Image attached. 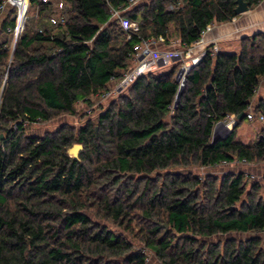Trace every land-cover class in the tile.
Returning a JSON list of instances; mask_svg holds the SVG:
<instances>
[{"label": "trees", "instance_id": "16d2710c", "mask_svg": "<svg viewBox=\"0 0 264 264\" xmlns=\"http://www.w3.org/2000/svg\"><path fill=\"white\" fill-rule=\"evenodd\" d=\"M245 1L250 10L264 0ZM62 2L58 9L56 1L30 0L27 14L36 8L41 27L23 31L13 53L0 42V264H149L144 248L161 264H264V178L188 172L264 162V95L253 106L258 137L238 138L264 78V32L243 37L235 52L212 55L208 45L179 97L181 62L158 65L77 133L37 135L27 126L76 114L77 103L118 85L143 40L168 45L176 35L184 48L208 25L239 17L236 0H182L173 10L178 0ZM111 8L139 23L131 40ZM4 12L2 28L14 36L18 9L7 4ZM242 113L214 140L218 123ZM76 143L79 159L69 154Z\"/></svg>", "mask_w": 264, "mask_h": 264}, {"label": "rangeland", "instance_id": "374dc122", "mask_svg": "<svg viewBox=\"0 0 264 264\" xmlns=\"http://www.w3.org/2000/svg\"><path fill=\"white\" fill-rule=\"evenodd\" d=\"M148 0H139L135 5L144 3ZM127 9L122 10V13H124ZM8 12H4L0 14V42L7 40L11 43L12 47V53L13 49L15 48L19 37L21 36L22 32L26 29H35L36 27H41L42 22L39 19L38 16V10L34 7H31L29 9V13L27 14L26 22L24 23L23 30L19 34V36L16 38L15 36L9 35L5 30L2 28V23L6 19ZM18 16V15H17ZM239 27L242 25L244 27V30L238 31V28L235 27V22L237 21L234 19L232 22L226 23L227 28H225L222 33L225 35L223 40L221 42H209L208 45L214 44L217 46L218 50L220 48H234L237 47V50H239L240 40L243 37L246 36H252L259 32H264V1L260 3L259 5L253 7L252 9L248 10L247 12L239 15ZM213 33V32H212ZM220 34V33H218ZM233 40V41H232ZM164 42V41H163ZM162 41L157 42L155 45L156 48L160 50L164 49H181L179 43V39L176 35H173L170 40V44H160ZM207 45V46H208ZM207 46H205L203 49H200L198 51H195L193 53V56L185 59L184 61H180V67L177 74V77L180 74L179 82H180V91H183L185 86V75L187 70H191L196 63V54L202 53L206 51ZM178 62V61H177ZM135 66V62L133 64V67ZM157 69V67L155 68ZM153 69V70H155ZM165 69H169L165 68ZM164 70V69H163ZM178 79V78H177ZM119 85V84H118ZM118 85L114 84L113 87L108 91H113ZM127 87L123 88L122 91H124ZM104 91V92H108ZM121 91V92H122ZM120 93L111 94L107 97H103L102 93L94 96L91 98L90 103L85 102H79L76 105V114H60L55 119L49 121V122H41L36 124L28 125V131L29 133L37 134V135H45L47 133H54L58 131L62 127H68L71 128L75 133L84 126L89 120L96 122L97 118L99 117L100 113H102L113 101L117 100L120 96ZM126 93V91L122 92ZM227 123L230 126L234 125L236 121H223ZM260 122H250L249 120H245L242 125L238 128V138H240L244 142H252L255 141L258 137L260 128H261ZM230 126H227L225 128H222V124L218 126L216 131V138L219 137L221 134L224 135L225 132H229ZM228 129V130H227ZM77 144V143H76ZM175 170L182 171L181 168H174ZM172 169V170H174ZM244 172L246 175V179L248 183H251L253 181H258L264 178V162H257V163H249V162H241V163H233L228 165H217L212 167H192L188 171L191 172L193 176H198L202 180L207 176H222L226 174L227 172ZM169 172V171H168ZM167 171L161 172L162 174H168ZM161 186V181L160 184ZM163 188L161 187V192ZM111 229L116 231H123V228L117 227L112 223H106ZM140 222H136L133 224L134 233H139ZM164 230H169V226L165 227V224H162L161 226ZM137 235V234H136ZM133 235L131 237L132 241L135 243L137 248H142V244L139 241L138 236ZM237 237L247 238L248 234L244 235H237ZM148 257V263L149 264H161L158 259H156L154 252L148 249H143Z\"/></svg>", "mask_w": 264, "mask_h": 264}, {"label": "built area", "instance_id": "2783aa9c", "mask_svg": "<svg viewBox=\"0 0 264 264\" xmlns=\"http://www.w3.org/2000/svg\"><path fill=\"white\" fill-rule=\"evenodd\" d=\"M43 3H49L51 1H56L58 9H62L64 7V3L62 0H41ZM139 0H129V6L135 5ZM7 4H11L12 6L17 7L18 9V16H17V23L15 29H13L14 36L17 38L19 34L23 30L24 23L26 22L27 19V11L29 8L30 0H25L24 5H26L25 9V16L23 20V26L20 28L21 25V16H22V11L23 8L21 4L18 2V0H6L2 6L0 7L1 10L5 8ZM184 5L182 0H178V2L175 5H171L170 9H179ZM111 15L112 18H116L119 23L121 24L122 28L127 32V40L132 39V33L136 32L139 30V23L136 21H129L127 18L122 16V9H113L111 8ZM54 23H56V20H53ZM214 27V24L208 25L202 32L200 39L196 42L193 43L187 47L181 48V49H164L160 50L156 48L157 42L163 41V38L160 39H149V40H143L140 44L135 46V55H134V62L135 66L134 68L129 71L127 74L124 75L123 79L119 83V85L113 90V91H108V92H103L102 96L107 97L111 94H116L120 93L123 88L128 87L133 80L138 77L141 74H144L146 72H149L153 69H155L160 62H163L164 64H170L175 61H184L185 59H188L193 56V53L196 51L198 48H204L209 44V41L207 40L208 34L212 31ZM12 31V29H9ZM218 48L215 45L212 55H215L218 52ZM206 52V51H205ZM204 52V54H205ZM189 70H187L185 73H187ZM185 75V77H186ZM247 119L249 121H255L256 117L254 114L253 109L250 108L249 113L247 114ZM260 121L264 120L263 116L259 117ZM225 121H231L234 122L236 121V117L234 115H230L227 117ZM241 162H246V160H235L232 163H228L227 161H223L220 163V165H228V164H233V163H241ZM148 260V259H147Z\"/></svg>", "mask_w": 264, "mask_h": 264}, {"label": "crops", "instance_id": "0c3cea01", "mask_svg": "<svg viewBox=\"0 0 264 264\" xmlns=\"http://www.w3.org/2000/svg\"><path fill=\"white\" fill-rule=\"evenodd\" d=\"M236 22L234 23L235 24V27L236 28H238V31H241V30H244L245 28L244 27H242V25H244V24H242L240 27H239V20H240V17H238V18H236ZM228 26H227V24L225 23V24H214V27H213V29H212V31L208 34V36H207V40L209 41V42H217V41H219V42H221L222 40H223V38H224V34L222 33V31L225 29V28H227ZM213 32V33H212ZM218 33H220V34H218ZM233 41V40H232ZM213 44V43H212ZM200 49H203V47L202 48H198V49H196V51H198V50H200ZM220 49H223V50H227V51H233V52H235V51H237V47H234V48H220ZM199 52V51H198ZM203 56H204V54H203V52L202 53H198V54H196V60H197V63L196 64H198L201 60H202V58H203ZM264 95V78L262 79V81H261V84H260V86H259V88H258V90H257V92H256V95L254 96V98H253V101H252V105H251V109H253V106H255V104L257 103V101L262 97ZM222 124V128H225V127H227V126H230V124L228 125L227 123H225V122H220V123H218L217 125H216V127H215V130H214V140H218V139H221V138H224V137H226L231 131H232V129H233V126L231 125L230 127V130H229V132L227 131V132H225V134L224 135H220L219 137H217L216 138V131H217V128H218V126L219 125H221ZM228 130V129H227Z\"/></svg>", "mask_w": 264, "mask_h": 264}, {"label": "water", "instance_id": "95a60500", "mask_svg": "<svg viewBox=\"0 0 264 264\" xmlns=\"http://www.w3.org/2000/svg\"><path fill=\"white\" fill-rule=\"evenodd\" d=\"M236 4H237V7L235 9V12L237 15H241V14L247 12L250 8L249 3L245 0H236ZM159 65H164V63L160 62ZM180 74L177 77L178 81H179ZM181 92L182 91L179 92L178 97L180 96ZM245 117H246L245 113H242L241 115L236 117V123L233 125V128L236 127L238 121L244 120ZM2 138H3V135L0 136V140ZM82 152H83V145H81V144H75L71 149H69V154L71 156H73L75 159H79V156ZM165 227H167L166 224H165Z\"/></svg>", "mask_w": 264, "mask_h": 264}, {"label": "bare ground", "instance_id": "6f19581e", "mask_svg": "<svg viewBox=\"0 0 264 264\" xmlns=\"http://www.w3.org/2000/svg\"><path fill=\"white\" fill-rule=\"evenodd\" d=\"M24 1H25V0H18V2L21 4V6H22V8H23L22 16H21L22 19H21V25H20V28H22V26H23V20H24V16H25L26 5L23 6V5H24Z\"/></svg>", "mask_w": 264, "mask_h": 264}]
</instances>
